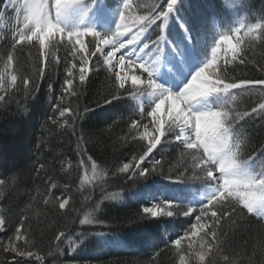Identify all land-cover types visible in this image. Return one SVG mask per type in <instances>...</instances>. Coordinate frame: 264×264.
Segmentation results:
<instances>
[{
  "label": "trees",
  "instance_id": "16d2710c",
  "mask_svg": "<svg viewBox=\"0 0 264 264\" xmlns=\"http://www.w3.org/2000/svg\"><path fill=\"white\" fill-rule=\"evenodd\" d=\"M5 1L0 0V12H3ZM133 1V15L136 16L148 15L153 8L157 11L161 4L166 6L165 0ZM240 4L235 10L240 15H246L251 24L264 18V0H241ZM228 7L226 0H181L174 13L177 19L172 22L170 38L179 36L180 21L199 27L203 18L218 8L224 10L225 23L229 22L233 14ZM4 17L6 27L0 38V71H3L7 56L11 53L12 62L16 66L14 74L17 81L15 85H7V92L0 91L7 101L6 104L0 105V146L4 149L14 142L21 132L27 134L26 142L29 146L27 152L24 151L28 154L23 160L10 167L0 166V179L7 182L13 174L18 177L16 183L10 187L0 185V218L6 221L4 228L0 229V264H180V252L172 244L175 237L172 236L169 241L163 234L164 228L171 226L174 218H167L166 215L145 217L142 209L146 205L144 199L148 191H152L153 187L160 188V184L176 183L197 191L203 188L201 184L190 179V171L183 179L177 175V172L184 170L186 164L190 167V158L182 159V150L178 147L161 145L152 154L155 159L161 161L154 175L147 179H125L124 174L111 175L118 164L130 161L131 156L141 150V144L147 143L133 142L129 134L131 121L138 119V108L133 102V97L126 96L104 104L105 97L112 89L114 76L106 66H97V57L99 65H103L98 52L90 57L89 67L95 66V70L88 74V80L82 89L83 94L79 95V56L73 60L71 49L62 43L57 46V57L45 62L44 78H38L42 66L40 51L32 47L36 45L33 41L15 44V30L18 26L22 27V23L17 24L14 12L6 11ZM211 39L209 36L208 44ZM237 39L241 41L239 44ZM94 40H90L89 51L95 50ZM232 44L237 47L236 60L232 59L229 45L220 51L216 59L218 66L227 69L229 82L233 79H264V38L245 36L242 32ZM29 45L31 50H27ZM240 59L244 60L243 64ZM57 60L59 63H56ZM226 60L229 61L227 64ZM71 63L77 65L73 86L77 89L78 98L64 94L63 104L69 107L70 113L79 111L84 117L76 119L75 135L69 126L72 124L70 113L60 118L58 113L53 111V101L60 102L61 84L67 76L66 67ZM23 78L33 80L39 91L26 97L22 88ZM50 82L52 89H49ZM235 91L238 93L235 102L238 111H250L252 107L264 103V91ZM134 108L136 112L132 111ZM36 112L37 116H34ZM53 116L58 121L55 125L49 119ZM29 118H34L35 123L28 133L24 131V123ZM65 119L68 124L64 123ZM148 119L141 122L146 124ZM243 131L248 137L246 156L264 147V118L259 115L248 118L243 124ZM78 136L83 137L81 146L87 149V155H91L99 165L96 176H93L90 163L86 168L79 166L80 157L76 151ZM125 137L128 139L127 144L124 143ZM148 163L151 166V160ZM40 165H44L43 169ZM104 172L108 175H103ZM50 182L59 185L53 190L55 196L70 197L65 210H60L58 203L52 200H49L48 204L44 203ZM65 184L68 185L67 188L63 187ZM18 190L20 193H17ZM113 195L115 199H103ZM97 202L100 203V209L94 211ZM225 206L227 207V204ZM72 209L76 211H71ZM65 211L68 212L66 216L61 214ZM77 212L80 213L79 216ZM87 213H92L100 223L80 225L78 220L83 219ZM177 213L176 223L179 229L195 223L196 214L182 218L181 213ZM235 215L222 222L224 224L220 231L228 234L226 243L218 253L213 249V255L207 257L212 259L204 264H239L236 261L231 262L229 258L225 260L227 255L241 256V250L236 248L237 242H241L244 249H254L253 261L260 257L258 264H264V222L254 216L239 213ZM74 219L77 222L71 223ZM21 220L24 225L21 231L28 241L27 244L24 240L14 239L15 229L20 227ZM59 231L70 233V239L73 240L85 231L90 234L103 232L105 236H89L76 251L70 250L68 241L65 240L61 245L60 257L56 255L58 252H52L55 247L54 236ZM252 231L253 239L250 238ZM146 236L151 237L147 244L144 243ZM162 236L164 240L160 239ZM10 238L12 246H18L22 251L30 250L43 257V260H28L26 256L21 258L14 252L5 251V247L10 244ZM153 243L156 246H153ZM193 262L194 260L192 264Z\"/></svg>",
  "mask_w": 264,
  "mask_h": 264
},
{
  "label": "snow or ice",
  "instance_id": "6c2138e0",
  "mask_svg": "<svg viewBox=\"0 0 264 264\" xmlns=\"http://www.w3.org/2000/svg\"><path fill=\"white\" fill-rule=\"evenodd\" d=\"M165 3L166 7L164 4L159 5V11L153 8L148 15L136 17L133 21L136 31L130 35L127 43L122 37L130 33L132 28V25L126 22L130 18V10L132 9L130 0H122L115 30L104 34L92 29L66 30L61 26V20L68 18L77 6L83 5L84 0H51V2L49 0H24L19 6H17L18 0H8V7L16 13L17 24L22 23V27L18 26L15 30L17 37L15 44L38 40L41 56H43V50L49 42H53L54 46L55 43L63 42L65 36L67 37V42L71 45L73 60L79 56L78 78L81 89L79 95L83 94L82 89L88 80V74L95 70V66L89 67L90 57L95 56L97 52L103 54L105 51L99 45H109L112 48L111 51L104 54L103 65H99V57H97V66H107L112 70L114 76L112 89L105 97L104 104L112 103V101L126 96L139 98L146 94H157L156 100L148 108L140 107L138 112L135 108L132 110L136 112L138 119H133L129 125L131 140L133 142L147 141V143L141 144V150L132 155L130 161L118 164L111 175L124 174L125 179H147L154 175L157 167L161 165V161L152 156L154 150H157L161 145L180 148L182 150L181 158L186 160L190 158L191 163L190 167L186 164L184 170L177 172V175L183 179L185 174L190 171V179L198 182L208 191V195L202 203L188 206L182 211L184 217H190L194 212L198 213L195 215L196 222L191 225L189 232L197 228L203 231L204 225L201 224V221H205V218L211 221V224L208 225L209 230L204 232V236L210 235L211 242L203 245L206 251L199 255L200 261L203 262L206 256L213 252V249L218 253L223 244L226 243L228 234L220 231L223 228V221L237 213L264 220V147L246 156L248 137L243 131V124L248 118L256 115L264 118V103H259L250 111L243 112L238 111L235 106L238 96L235 90L252 92L259 89L264 91V79H241L238 81L233 79L229 82L226 76L227 69L216 64L217 48L221 46L222 41L231 44L232 33L239 34L242 29H245V36L264 38V18L253 24L239 23V26L230 27L228 32L221 33L219 39H216L217 18H219L220 24L225 23L224 10L218 8L217 11L204 17L199 27H193L184 21H180L178 23L179 36L169 39L168 37H172L169 24L170 21H176L177 18L173 14L181 0H165ZM6 11L7 8L5 12H0V17L4 16ZM21 13H23L22 21L20 20ZM165 29H168L167 36L164 34ZM153 34H156L155 39H152ZM57 35L60 37L59 41H55ZM86 35H91L97 42L94 51H87L82 46L81 38ZM209 36L213 40L211 60L207 59ZM240 42L237 39V44ZM77 45H81L78 50ZM231 51L232 59L236 60L238 58L236 44H231ZM200 52L204 53L202 66L191 75V78L178 92H170L168 88L157 83L154 78L157 70L163 68L162 75L170 79L184 76L185 67L190 68L192 62L199 58ZM117 53L120 55L114 63L113 58L116 57ZM126 57L127 66L138 65L141 75L124 73ZM12 61L13 56L9 53L4 64V70L0 71V91L2 92L8 91L5 87V73ZM228 62L226 60L225 64ZM56 63L59 61L57 60ZM240 63L243 64L244 60L240 59ZM169 66L175 69V74L167 70ZM117 67L120 68V71H116ZM76 68L75 63L66 67L67 76L61 84L60 102L53 101L55 104L53 111L58 113L60 118H64L66 114L70 113L69 107L63 104L64 94L78 98L77 89L73 86V81L77 75L74 71ZM206 71L207 74H205ZM44 76L45 68L42 63L38 78L43 79ZM8 79L12 85L16 84L17 77L15 75ZM52 87L50 82L49 89ZM22 88L26 97L39 91L35 82L29 78H23ZM202 102L207 103L202 104ZM6 103L5 95L0 94V105ZM162 108L164 109L163 115L161 114ZM86 111L87 109H85ZM70 115L72 124L69 126L72 127L75 135L76 119H83L84 117L79 111H73ZM149 117L151 120L148 123L141 122ZM49 119L53 125L58 123L55 116L49 117ZM64 123L68 124V120L65 119ZM82 142L83 137L78 136L76 151L80 157L79 166L86 168L90 163L93 176H96L99 165L91 155H87V149L81 146ZM124 143H128L127 137H125ZM149 160H151V166H149ZM257 164L260 165L259 169L256 167ZM43 167L44 165H40L41 169ZM169 171L171 172L172 169ZM37 174H39V169ZM161 174L163 175V173ZM103 175H108V173L104 172ZM17 179L18 177L13 174L7 182L0 179V185L10 187L16 183ZM58 187V184L50 182L44 196V203L48 204L49 200H52L54 203H58L60 210H65L70 197L55 196L53 190ZM63 187L67 188L68 185L65 184ZM100 187L103 191V185ZM115 198L114 195L103 197V199ZM163 203L169 204L171 201H164ZM99 209L100 203L97 202L94 211ZM160 209L161 204L153 203L151 206L143 207L142 211L145 217L152 218L158 215L172 217L178 214L171 209L167 211ZM71 211L76 210L72 209ZM61 214L66 216L68 212H61ZM79 215L80 213L77 212V216ZM70 222L75 223L77 221L74 219ZM78 223L80 225H92L100 223V221L92 213H87L84 214L83 219L78 220ZM5 224L6 221L0 218V229H3ZM23 226V220H21L20 227L15 229L14 239L16 241L24 240L27 244L28 241L21 231ZM188 234V232L184 233L185 236ZM93 235L103 237L105 233L90 234L85 231L73 240L70 239V233L66 234L64 231H59L54 236L55 247L52 252H60L62 250L61 245L65 240L68 241L70 250L76 251L85 239ZM160 239L164 240V236ZM150 241L151 237L146 236L144 243L147 244ZM172 244L178 251H182L180 238L173 240ZM153 246L156 245L153 243ZM4 250L14 252L21 258L27 256L35 257L38 262L43 260V257L30 250L22 251L18 246H12L11 238L10 244ZM227 259L228 257H225V260ZM180 264H185L183 255L180 256Z\"/></svg>",
  "mask_w": 264,
  "mask_h": 264
},
{
  "label": "rangeland",
  "instance_id": "374dc122",
  "mask_svg": "<svg viewBox=\"0 0 264 264\" xmlns=\"http://www.w3.org/2000/svg\"><path fill=\"white\" fill-rule=\"evenodd\" d=\"M23 2H24V0H18L17 6H19V4H22ZM49 2H51V0H49ZM233 3L239 4V0H233ZM84 8H85V10H90V9L93 8V6L92 7L85 6ZM81 9L79 7H76L73 10L72 14L68 18L61 20V22H60L62 24L61 26H63V27L65 26L66 28L67 27H70L69 30L84 29L85 28V24L82 23V26L80 25V21L77 20V18H78L77 15L78 14H76L78 12V10H81ZM81 11L83 12L84 10H81ZM86 13L89 16V19H88L89 24L91 26H94L95 23H96L95 17L93 15H90V13H88V12H86ZM110 19H111V21L109 19H106L105 24L103 25V27H105V29H108V30H111V29L113 30V29H115V22L114 23L112 22V16H110ZM108 23H112V25H107ZM239 23L247 24L245 22V18L244 17L241 20H239V19L238 20H235L231 24V26H229L227 29H225V30H217V36H218L217 39H219V35L221 33L228 32L230 27H237V26H239ZM116 24H117V22H116ZM233 34H235V33H232L231 35H233ZM86 37H87L86 40H84V39L81 38L82 41H83V45L82 46L87 51H89V48H90V46H89L90 45V40H94V39L93 38H90V40H88L89 35H86ZM84 38H85V36H84ZM122 39L124 40L125 39V36L122 37ZM59 40H60V37H59V35H57L55 37V41H59ZM232 42L233 41H231V44H232ZM33 43L36 44V45L35 46H32V47L33 48L35 47L36 49L38 48V50L41 53V49H40V46H39V41L34 39L33 40ZM60 43L64 44L69 49H71V45L67 42V37L66 36H65L63 42H60ZM95 43H97V42L95 41ZM125 43H127V42H125ZM221 43L231 46V44L225 43L223 41ZM58 45H59V43H55V45L53 46V42H49L48 46L43 50V56H41V60H40V62L43 63V66H44L45 62L52 61L53 58L57 57L56 54L58 53V51H57V48H58L57 46ZM99 46L102 47L103 45H99ZM30 47H31L30 45L27 46V50H31ZM76 47H77V50H78L81 47V45H77ZM219 47L217 48V50L219 49ZM106 53L107 52H104L103 55L106 54ZM118 58H119V54L116 56V58H113V62L115 63V61ZM16 65H17V63H16ZM201 66H202V62L201 61H199L198 59L197 60H194L192 62V64H191V67L190 68L189 67H185V69H184V76H177L176 79H170L171 82H172V84L169 85V86H165L164 85L163 87L168 88L170 92H178L184 86L185 82L188 81L191 78V75H193L199 69V67H201ZM15 68H16V66L12 62L11 66L8 68L7 72L5 73V79H6L5 87H7L8 84H11V82H10V80L8 78L10 76H12V75H15L14 74ZM3 70H4V68H3ZM137 70H138V67L137 66H132V67H128L127 66V57H126V66L123 69L124 73L138 75L136 72H134V71H137ZM167 70L168 71L169 70H174V74H175V69H173L171 66H169V68ZM110 71L112 72L111 69H110ZM116 71H120V68L117 67L116 68ZM160 72L161 73L158 75V77L159 78H162V79H165L166 76H163L162 75V73L164 72V69L161 68L160 69ZM205 74H207V71H206ZM129 84H130V81H129ZM156 98H157V94H147L146 96L141 97L140 99H137V102H138V104L141 107L148 108L149 105H151L156 100ZM203 103H207V102H202V104ZM53 104H52V107L54 106ZM161 114L162 115L164 114V109L163 108L161 110ZM34 116H37V112L35 113ZM166 118L167 117L165 116V119ZM149 120H151L150 117L148 119V122H149ZM34 123H35L34 122V118L33 119L32 118L26 119V122L24 123V125H25L24 131L29 133L30 130L32 129V127H34ZM149 131H151V128H149ZM26 138H27V134L21 132V133H19L17 135V139L14 142H11L10 144H8V146H5L4 149L1 148V146H0V166H3V167L9 166L10 167L12 165H15L18 161L24 159V156H26L28 154V153L27 154H25V153L27 152V149H28L27 147L29 146L28 145V142H26ZM166 150H167V148L164 149V151H166ZM24 151H25V153H24ZM160 189L161 188L155 189L154 192H158ZM16 190H17V188H16ZM179 190H183V192H186V189H184V188H179ZM179 190L178 189L175 190V191H178V192H175V191L171 192V194H173V195H171L172 196V199H173L172 200V203H169V204L163 203L164 202L163 198H159V196H152V198H155L152 201V203L161 204V209L160 210H162V211H167V210L171 209L175 213L180 212L182 218H189V217H184L182 215V211L184 210L182 208H186L188 206H195V205H198V204L202 203L203 200H204V198L208 195V191L207 190L204 191V193L201 194V195L200 194H196V193H191L189 196L184 197L181 194L182 192L179 191ZM17 193H20V191L18 190ZM174 200H177L179 202H180V200H183V202L185 204L184 205H179V204L178 205H175V204H173ZM189 204H191V205H189ZM194 214L197 215L198 213L197 212H194ZM176 215H174L173 217H168L167 216V218H172V219L174 218L175 222L173 220V224L171 226L164 228L163 234L165 235V237L168 239L171 236H174L176 239L177 238H180L181 239L180 249L182 251H179V252H180V256L181 255L184 256V258H185V264H188V262L190 264H192V261L193 260H194L193 264H204L207 260L210 261L212 258L211 259H207V257L210 254H208L206 256V258H205V260L203 262L200 261L199 255L201 254V252L206 251V249L203 248V245L205 243L211 242L210 235L209 236H204V232L209 230L208 229V225L211 224V221L208 220L207 218H205V221L208 220L210 222L206 221V222H202L201 223V224L204 225L203 231L200 228H197V229H194V230H192V231L189 232V229L191 228L190 225L184 227L183 229H179L178 228L177 223H176ZM158 216H161V215H158ZM173 229H174V231H173ZM185 232H188L189 234L187 236H185L184 235ZM250 236H249L250 238H252V239L254 238V232L253 231L250 234ZM236 245H237L236 248L238 250H241L242 253H241V256H238V257H237L236 254L230 255V257H229V255H227L228 258L231 260V262H235L236 261V263H239V264H258V262H260V260H261L260 257H257L256 260L253 261L254 260V257H255V256L252 257V254H253L254 249H244L241 242H237ZM225 254H227V253H225ZM56 255H58V256L61 257L62 256V252H58V254H56ZM211 255H213V252L211 253ZM26 258L28 260H34V261H36L35 257H27L26 256Z\"/></svg>",
  "mask_w": 264,
  "mask_h": 264
},
{
  "label": "bare ground",
  "instance_id": "6f19581e",
  "mask_svg": "<svg viewBox=\"0 0 264 264\" xmlns=\"http://www.w3.org/2000/svg\"><path fill=\"white\" fill-rule=\"evenodd\" d=\"M194 87H195V86H194ZM160 188H161V187H160ZM155 189H158V188H154V190H155ZM122 195H123V194H122Z\"/></svg>",
  "mask_w": 264,
  "mask_h": 264
}]
</instances>
